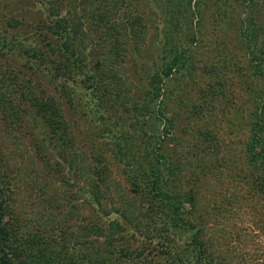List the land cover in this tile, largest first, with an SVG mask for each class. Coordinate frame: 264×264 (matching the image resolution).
Segmentation results:
<instances>
[{"label": "rangeland", "instance_id": "rangeland-1", "mask_svg": "<svg viewBox=\"0 0 264 264\" xmlns=\"http://www.w3.org/2000/svg\"><path fill=\"white\" fill-rule=\"evenodd\" d=\"M240 2L181 0L182 30L193 39L177 43L186 47L189 62L158 80L169 120L143 123L130 101L121 103L108 89L116 76L129 97L146 87V74L156 72L157 81L170 9L163 0H126L116 18L104 15L99 0H0V91L19 114L11 121L0 111V173L7 172V185L17 193L7 222L31 233L51 229L53 247L60 248V235L119 217L113 208L105 210L110 199L115 206L132 200L148 207L147 194L131 190L130 161L120 152L131 131L154 135V141L163 130L160 148L178 170L170 175L173 187L183 197L178 199L192 203L182 202L183 216L209 241L212 257L193 255L192 230L182 225L169 232L178 248L165 250L140 237L143 250L136 243L130 249L158 264H173L178 253L183 264H264V189L256 190L257 172L245 155L264 99V0ZM59 16L71 29L68 36L54 24ZM67 42L78 52H68ZM52 91L63 107L62 121L49 119L61 124L59 133L37 114L45 103L41 93ZM92 166L99 174L98 207L86 201L87 177L96 175ZM75 243L70 239V248H63L71 262L87 253ZM140 258L128 264H140Z\"/></svg>", "mask_w": 264, "mask_h": 264}, {"label": "trees", "instance_id": "trees-1", "mask_svg": "<svg viewBox=\"0 0 264 264\" xmlns=\"http://www.w3.org/2000/svg\"><path fill=\"white\" fill-rule=\"evenodd\" d=\"M104 15L107 17H117L122 7L126 5V0H99ZM241 0L240 6H245L253 0ZM165 5L170 8L165 11V7H162L165 14L168 12L169 19L166 18L167 29L162 31L163 40L160 46L162 54V63L159 66V74L157 81L154 80L156 72L146 74V87L140 91H135L132 94L127 95L126 90L123 89L122 79L116 76L112 85V89H108V93L114 98H117L121 103L130 101V110L137 122L142 117L143 123L146 119L168 121L169 118L163 112H165V88L159 83L160 78H171L176 73L185 69L188 64V57L185 52L186 47L177 43V41L183 40L186 36V40L193 39V33L183 32L180 23V18L185 19L184 7H182L181 0H163ZM248 6V5H247ZM120 8V9H119ZM161 10V8L159 9ZM58 17L54 20V24L60 29L61 34L68 36L70 28L67 29L65 23H60ZM138 17L133 16L130 19V32L133 31L132 36H136ZM53 24V25H54ZM165 25V23H164ZM135 28V29H134ZM136 30V31H134ZM65 49L68 52L77 51L76 45L67 42ZM190 44V43H189ZM264 70V69H263ZM3 75L0 73V77ZM264 77V72H262ZM124 80V79H123ZM131 89V88H130ZM138 90V89H136ZM40 98H45V103H41L38 113L44 115L48 120L51 117L57 116V120L62 121V105L56 100L54 91L50 94L43 95ZM60 95V93L58 94ZM134 95V96H133ZM264 96V92H262ZM264 98V97H263ZM156 100V101H155ZM9 100L5 98L4 92L0 91V111L8 115L9 120L14 121L18 117V111L15 110ZM3 116L0 115L2 119ZM52 129L56 132H61L63 128H60V123L56 124L50 121ZM141 123V124H143ZM63 126V125H62ZM167 133L163 130L155 135H147L142 131H131L130 142H126L122 145L124 151L120 152L121 156L130 161V172L133 188L136 192H142L143 195L147 194L148 207L145 205H137L138 203L118 204L115 201L114 205H111V199L109 205L105 210L113 208L119 217L108 219L104 224L98 226H86L83 229H73L71 233L60 235L57 237L59 240V247H53L52 237L50 236L51 229H40L39 233L36 231L31 233L29 231H23L16 229L5 219V212L10 205L11 199L17 194L16 191L8 187V179L5 174L7 172L0 173V264H128L130 259H139L140 264H158L152 261L150 258H145L141 254L140 249H130V245L140 246L143 250L141 238L146 239L147 242L154 241V246L161 245L165 250L168 248L179 246L178 243L170 236V230L185 226L186 229L192 230L189 250L196 258L200 256L212 257L209 250L210 243L208 245L205 239L201 236L199 227H195L194 220L191 217L183 216L182 202H189L187 197L184 200L175 191L172 181L174 176L178 175V170L175 169L174 164L169 155H167L160 148L161 139L166 136ZM249 140L246 143L245 155L247 161L254 165L256 169V190L259 191L262 187L264 189V99L262 100L261 107L256 113L255 122L251 126L248 135ZM59 146V143H56ZM72 143L70 144V146ZM72 147V146H71ZM73 154V152H71ZM3 154V153H0ZM73 162L70 159L69 164ZM89 164V161L86 163ZM76 168V164H70ZM91 175L95 174V167L92 166ZM99 174L96 173L95 178L89 179L87 196L89 201L87 203H93L98 207L99 200L97 198V187L99 185ZM172 177H171V176ZM178 180V179H177ZM190 191V189H187ZM113 204V203H112ZM189 207L192 203L189 202ZM147 205V204H146ZM114 206V207H113ZM193 212V209L191 210ZM189 214V213H188ZM51 219V218H48ZM47 219V221H48ZM125 226H131L133 229L130 233H127ZM77 240L80 243L76 245H84L86 253L85 257L77 262L71 259H66L63 248H70L68 241ZM146 242V244H147ZM94 251V252H93ZM97 251V252H96ZM110 251V255H103ZM100 253V254H99ZM147 253V252H146ZM210 253V254H209ZM88 254H92L94 257L91 259ZM97 254V255H96ZM131 254V256H130ZM203 254V255H202ZM176 262L173 264H183V258L179 253L174 257ZM208 259V258H207ZM209 260V259H208ZM165 264V263H159ZM170 264V263H168ZM207 264V263H206ZM213 264V263H211ZM221 264V263H220ZM228 264V263H226Z\"/></svg>", "mask_w": 264, "mask_h": 264}]
</instances>
